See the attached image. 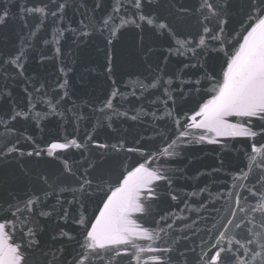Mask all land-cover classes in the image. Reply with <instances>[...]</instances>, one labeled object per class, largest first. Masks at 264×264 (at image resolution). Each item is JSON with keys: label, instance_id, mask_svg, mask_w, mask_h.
I'll return each instance as SVG.
<instances>
[{"label": "water", "instance_id": "water-1", "mask_svg": "<svg viewBox=\"0 0 264 264\" xmlns=\"http://www.w3.org/2000/svg\"><path fill=\"white\" fill-rule=\"evenodd\" d=\"M48 2L0 0V13L9 11L0 25V62L25 53L22 69L0 63V149H16L0 154V264L11 258L10 247L24 257L21 264H205L214 244L231 250L242 244L241 264H261L264 180L257 177L264 174V120L224 118L255 138L193 126L223 84L225 61L251 30L245 0H209L226 21L218 33L223 44L203 34L197 11L203 0H151L147 10L176 36L147 25L101 34L113 7L130 0H56L65 14L43 24L20 11ZM173 5L191 11L178 16ZM216 23L213 17L210 27ZM177 37L189 41L180 56ZM141 83L158 87L142 90ZM17 111L26 118L12 120ZM141 166L167 180L141 189L145 210L128 213L129 244L93 252L84 225L91 230L108 198ZM85 175L91 184L81 190ZM29 198L34 203L25 208Z\"/></svg>", "mask_w": 264, "mask_h": 264}, {"label": "snow or ice", "instance_id": "snow-or-ice-1", "mask_svg": "<svg viewBox=\"0 0 264 264\" xmlns=\"http://www.w3.org/2000/svg\"><path fill=\"white\" fill-rule=\"evenodd\" d=\"M150 3L151 0H148L147 3L145 0H130L127 5L123 3L116 4L108 18L103 19L101 34H103L104 31H109L111 36H115L117 30L121 27L130 25L142 29L147 25L149 28L157 30L164 35L171 34L172 36H176L175 30L171 27L169 22L160 18L159 15H154L153 12L147 10ZM245 3L246 14L249 19L248 27L251 30L248 31V35L244 40V45L241 46L239 52H237L234 57H231L229 61H225L227 64V71L224 74L223 84L218 88V94L215 98L204 105L203 109L198 113L203 117V120L200 123H195V117H193V126L196 128H207V130L215 132L217 135L255 138L257 136L256 132L247 128L238 127L237 125L228 124L224 119L226 116L237 115L258 117L264 120V0H245ZM172 7L178 16H184L191 11V9L184 5H180L178 8L175 7V5ZM65 8L66 5L64 3H56V0H49L43 7L21 6L20 11L21 13L38 17L39 24H43L48 16L61 19L65 14ZM219 8L220 5L210 3L209 0H203V3L198 5L197 11L203 17V19L199 20L203 34L206 35L208 39L219 41V43L223 44L224 41L220 39L218 33H223V24L226 23V21L219 19ZM129 11L131 17L125 19ZM8 17L9 11L5 8L2 13H0V25L6 23ZM213 17L217 18V23L215 27H210ZM117 21L119 22L117 23ZM205 21H207V23H205ZM87 34L86 32H81V35ZM33 35H35V33H33ZM204 35L201 36L200 44L204 43ZM107 42L110 45L112 40L109 39ZM175 43V54L177 56L183 55V49L189 44V41L180 40L177 37ZM168 54H173L171 49ZM24 55L25 53L20 51L15 56L0 63H7L10 67L22 69L23 65L21 61ZM110 59L109 57V60ZM188 66L189 65H185V67ZM196 84L198 85L199 81H196ZM61 87H63V85H61ZM139 87L144 90L147 88H157L158 85L156 83L148 85L141 83ZM159 87H163V84L161 83ZM36 91L39 92L40 89H36ZM115 94L114 92L113 96ZM165 95H167V90H165ZM105 107H111L110 98L106 100ZM10 118L12 120H17L26 117H23L22 113L17 111L14 115L10 114ZM72 143L75 144V141ZM100 146L105 147L104 145ZM52 147L65 146L54 144ZM76 147L79 148L80 145L77 144ZM15 151L16 149L14 146L9 147L8 144H5V148L0 149V154L6 155ZM129 151H132V149H129ZM162 151L167 150L163 149ZM252 152H258L255 144L252 146ZM28 155L31 156L32 153H28ZM36 155L39 156L40 153L37 152ZM250 159L255 161V157H250ZM248 167L250 168L251 165ZM166 180L167 177L164 175L149 171L143 166L138 167L136 171L124 181L125 186L117 189V191L112 193V196L108 198L104 206V211L100 214V218L96 220L95 224H91V230L87 231L88 224L84 225L86 229L85 235L90 240L87 247L95 252L97 249L104 250L112 245L129 244L131 242L129 236L132 235V230L128 227L131 223V221L127 219L128 213L131 211L143 212L145 210L139 203L141 189L144 188L147 183ZM257 180H264V174L258 176ZM44 183H48L46 178L44 179ZM90 184L91 181L87 179L86 175L80 178L81 190H83L86 185ZM147 192L154 195V189L147 188ZM172 198L176 199L175 196ZM33 203L32 199L29 198L25 204V208ZM259 207L264 210V203L259 204ZM17 211H19L18 208ZM228 223L231 224L232 221L229 220ZM261 223H264V221ZM235 226L239 228L241 224L238 222ZM4 229L5 224L0 223V234L4 233ZM143 235L152 239L147 231H144ZM221 235H223V233H221ZM257 235H260L262 239H264V233H257ZM248 242L251 243L252 241ZM212 247L215 249V252L208 257L205 264H229V262L230 264H241V254L247 255V250L241 253V249H244V245L242 244L236 250L222 248L218 244H214ZM259 247L264 250V242L260 243ZM8 251L11 253V258L6 261V264H21L24 257L22 255H17V249L10 247ZM140 251H143V249H140ZM120 254V251L117 249L115 255L119 256ZM97 255H100V253H97ZM256 255H259V253H256ZM162 260L163 258H161V261ZM261 264H264V261H262Z\"/></svg>", "mask_w": 264, "mask_h": 264}]
</instances>
